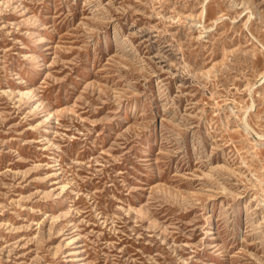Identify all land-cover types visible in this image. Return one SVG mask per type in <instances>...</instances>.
Masks as SVG:
<instances>
[{"label":"rangeland","instance_id":"374dc122","mask_svg":"<svg viewBox=\"0 0 264 264\" xmlns=\"http://www.w3.org/2000/svg\"><path fill=\"white\" fill-rule=\"evenodd\" d=\"M0 264H264V0H0Z\"/></svg>","mask_w":264,"mask_h":264}]
</instances>
